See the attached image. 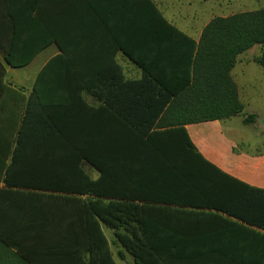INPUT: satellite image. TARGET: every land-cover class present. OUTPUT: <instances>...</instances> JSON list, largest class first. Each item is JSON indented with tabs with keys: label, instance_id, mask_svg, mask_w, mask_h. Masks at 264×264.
I'll use <instances>...</instances> for the list:
<instances>
[{
	"label": "trees",
	"instance_id": "1",
	"mask_svg": "<svg viewBox=\"0 0 264 264\" xmlns=\"http://www.w3.org/2000/svg\"><path fill=\"white\" fill-rule=\"evenodd\" d=\"M146 1L157 19V55L172 59L168 75L126 47L143 69L140 80L126 79L113 57L88 76L57 74L53 58L15 110L8 200L0 190V258L9 255L10 264H116L102 226L131 264H264V234L256 231L264 232V190L206 160L184 129L242 114L231 71L253 46L264 69V8L214 17L195 42ZM30 14L15 16L10 0H0V35L9 39L0 51L13 68L55 39L46 30L45 42H25ZM89 80L101 85L91 91L98 108L82 91L61 89L74 82L86 89Z\"/></svg>",
	"mask_w": 264,
	"mask_h": 264
},
{
	"label": "crops",
	"instance_id": "2",
	"mask_svg": "<svg viewBox=\"0 0 264 264\" xmlns=\"http://www.w3.org/2000/svg\"><path fill=\"white\" fill-rule=\"evenodd\" d=\"M149 1L170 25L195 42H198L203 28L210 21L203 17L208 0ZM10 11L15 16L21 12H31L24 27L28 30L23 38L25 42H45L48 38L46 30H50L55 39L47 40L48 44L21 68L9 66L0 51V190L7 191V200L10 187L5 186L3 179L14 146L10 122L22 103L25 107L37 76L48 61L57 58L55 72L62 76L82 70L88 76L104 70L113 57L126 79L140 80L143 69L125 54L124 47L143 59L155 73L168 75L172 60L168 56L157 55V19H153L155 17L146 0H10ZM0 29H3L2 23ZM0 42H9L8 35H0ZM58 43L63 45L65 52L61 51ZM236 85L244 104L241 115L187 124L184 129L206 160L244 184L264 190V149L248 151L244 148H248L246 141L235 139L226 130L227 122L233 118L241 117V124L252 125L259 117L255 106L250 108L242 100L240 87L238 83ZM61 86L63 91H82L81 97L88 106L98 108L101 105L91 93L101 88L95 80H89L86 89L76 82ZM245 108L250 112H244ZM250 114L255 115V121L244 124V117ZM165 126L158 130L167 129ZM92 170L98 175L94 168ZM6 218H9L8 215ZM0 264H10V256L1 257Z\"/></svg>",
	"mask_w": 264,
	"mask_h": 264
},
{
	"label": "rangeland",
	"instance_id": "3",
	"mask_svg": "<svg viewBox=\"0 0 264 264\" xmlns=\"http://www.w3.org/2000/svg\"><path fill=\"white\" fill-rule=\"evenodd\" d=\"M264 8V0H208L203 17L207 21L218 16H230L239 12L253 11ZM204 9H202L203 11ZM261 52L260 46H253L240 57L238 64L232 71V76L238 83L241 98L248 107L255 106L258 120L256 124L243 125L241 117H236L227 122L226 130L238 140H244L248 144L244 148L248 151L264 149V69L254 62V58ZM246 113L250 112L245 108ZM83 168L91 178L96 179L97 173L92 167L84 164ZM102 231L110 244L113 260L116 264H131L132 256L127 253L119 243L115 242V235L106 226H102ZM123 251L125 259L121 260L118 251Z\"/></svg>",
	"mask_w": 264,
	"mask_h": 264
},
{
	"label": "bare ground",
	"instance_id": "4",
	"mask_svg": "<svg viewBox=\"0 0 264 264\" xmlns=\"http://www.w3.org/2000/svg\"><path fill=\"white\" fill-rule=\"evenodd\" d=\"M178 106V105H177ZM171 107V106H170Z\"/></svg>",
	"mask_w": 264,
	"mask_h": 264
}]
</instances>
